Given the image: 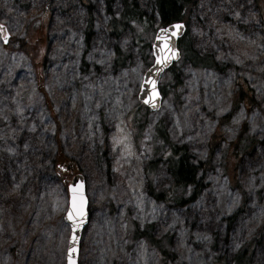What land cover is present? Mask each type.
I'll list each match as a JSON object with an SVG mask.
<instances>
[{"label": "rangeland", "instance_id": "1", "mask_svg": "<svg viewBox=\"0 0 264 264\" xmlns=\"http://www.w3.org/2000/svg\"><path fill=\"white\" fill-rule=\"evenodd\" d=\"M125 1L152 16L156 33L152 0H53L43 22L45 0H0L9 37L0 32V264H66L68 187L77 173L89 202L78 264H235L243 250L247 264H264V0L198 1L191 48L225 69H193L182 58L179 90L158 112L138 100L153 37L139 41L118 23ZM237 79L255 103L234 107ZM159 126L196 163L211 159L199 171L206 188L187 207L151 196L171 185L154 156ZM244 137L250 154L227 160ZM60 153L73 172L55 170ZM134 230L173 257L163 261Z\"/></svg>", "mask_w": 264, "mask_h": 264}, {"label": "trees", "instance_id": "2", "mask_svg": "<svg viewBox=\"0 0 264 264\" xmlns=\"http://www.w3.org/2000/svg\"><path fill=\"white\" fill-rule=\"evenodd\" d=\"M112 1L113 0H108L109 4H111ZM198 1L199 0H152V9L160 17L161 27L167 26L170 23L181 21L185 23L187 22L186 24L188 25L190 19L189 16L191 15L192 10L195 8V5L198 4ZM41 20L42 21L40 22H43V17ZM118 23L124 27H130L139 41H141L140 37L142 34H150L151 39L155 34L152 16H148L147 14L141 12L135 3H130L127 1L124 2V11ZM43 28V25L34 27L36 32L42 31ZM28 31H30V26L28 27ZM189 35L190 31L188 30L187 35L180 41L182 58L187 59L192 65L193 69L205 70L208 68L217 73L223 71L225 67L216 64L214 58L211 55L202 57L192 50ZM29 41L30 40H22L21 46L23 50L25 47L30 46ZM148 46L149 45L146 44L145 48H148ZM25 52L29 53L28 51ZM27 57L30 60V57ZM165 77H167V88L165 89V87H160L163 97L170 92L171 94H175L176 91L179 90L177 85L179 84L180 77H178L175 66L171 67V69L165 73ZM245 82L246 81L243 79H237L235 83V93L233 96L234 107L238 106L239 104L248 106V104L255 103V98L251 97L248 87L245 86ZM144 109L149 111L146 107ZM137 116L138 114H133V122L138 127L140 125V121L137 120ZM228 121V118H224V126L229 124ZM233 130L234 128L230 129L234 136L233 139H237L238 135L234 134ZM155 132V141L160 142V148H156L154 151V156L158 157L162 163L167 164V169L171 176V185L164 192L156 194L151 193V196L161 205L172 208L187 207L189 204L196 202L205 190L206 183L204 181V177L199 175V171L201 169L207 171L206 168H209L211 159L205 162L196 163L193 158H191L187 147L179 146L169 141L168 136H166L164 133L165 131L163 127L159 126L158 129H155ZM250 142H252L250 138L244 137L242 143H236V145L233 146L232 153L228 154L229 151H227V153H224V157H226L229 161H233V159L241 160L243 155L250 154ZM230 146L228 147L231 149ZM70 165L72 164L69 163V160L61 153L54 160L55 170L59 173H61V170L63 169H70ZM150 166L149 175L155 171L154 164L152 163ZM232 181L234 186L237 187L238 182L236 180ZM133 236L135 239L147 237L145 239L149 246H152L154 249L159 248L158 241L154 240L150 234L146 236V234H139L136 230H134ZM251 244H254V242L252 241ZM159 250L163 257H173L172 253L168 255V251L166 249L162 250L159 248ZM246 252L247 250L241 251V254L234 260L235 264H247L245 257ZM162 260L165 261V257Z\"/></svg>", "mask_w": 264, "mask_h": 264}, {"label": "water", "instance_id": "3", "mask_svg": "<svg viewBox=\"0 0 264 264\" xmlns=\"http://www.w3.org/2000/svg\"><path fill=\"white\" fill-rule=\"evenodd\" d=\"M45 14L44 19L48 16L50 6L53 0H45ZM179 25L180 27H176ZM167 29L168 31L164 33L167 36L168 49L164 53H161V41L157 39V36L161 35V30ZM186 25L184 22H174L170 23L168 26L159 28L154 37L152 44V55L154 58L153 64L145 72L143 82L138 94V100L143 105H145L151 112H158L161 110L163 104V95L161 89H159L160 82L166 71L171 69L176 63H178L182 58V53L179 50V41L186 35ZM164 57V58H162ZM158 58L160 62H158ZM147 101V102H146ZM77 185H82V188L76 189L77 195L82 192L84 197L83 205V215L75 216L72 220L68 219V212L72 209V198L73 191ZM69 192V208L65 216V221L71 228V234L68 242L66 264H69V258L71 257L74 264H78L79 249L81 243L82 233L88 225L89 222V212H88V198L86 195V179L82 174H75L71 180L68 187ZM75 236L76 239L73 240L72 237ZM75 249L74 252H69V249Z\"/></svg>", "mask_w": 264, "mask_h": 264}, {"label": "snow or ice", "instance_id": "4", "mask_svg": "<svg viewBox=\"0 0 264 264\" xmlns=\"http://www.w3.org/2000/svg\"><path fill=\"white\" fill-rule=\"evenodd\" d=\"M176 27H180L179 25H177ZM168 30L167 29H162L161 30V35L157 36V39L159 41H161L162 47H161V53H164L165 50L168 49V43H167V36L164 35V33H166ZM0 32H3V36L2 39L4 40L5 43L8 42V34L6 29L3 28L2 25H0ZM164 58V57H162ZM161 58H158V62H160ZM147 102V101H146ZM78 188H82V185H77L75 188L72 189L73 191V198H72V209L69 210L68 212V219L72 220L75 216H82L83 215V205H84V197L82 192L79 193V195H77L76 189ZM73 240L76 239L75 236L72 237ZM75 249L70 248L69 252H74ZM69 264H74V261H72L71 257L69 258Z\"/></svg>", "mask_w": 264, "mask_h": 264}]
</instances>
